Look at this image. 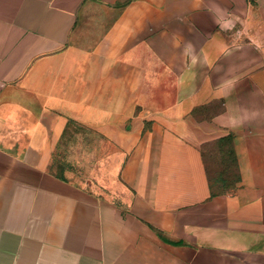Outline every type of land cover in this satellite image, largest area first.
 <instances>
[{"label":"crops","instance_id":"obj_1","mask_svg":"<svg viewBox=\"0 0 264 264\" xmlns=\"http://www.w3.org/2000/svg\"><path fill=\"white\" fill-rule=\"evenodd\" d=\"M76 125L110 194L50 168ZM0 264H264V0H0Z\"/></svg>","mask_w":264,"mask_h":264},{"label":"rangeland","instance_id":"obj_2","mask_svg":"<svg viewBox=\"0 0 264 264\" xmlns=\"http://www.w3.org/2000/svg\"><path fill=\"white\" fill-rule=\"evenodd\" d=\"M115 153V147L109 144L105 146L93 129L81 125L71 126L60 140L50 168L58 174L88 182L96 189L107 185L110 194V190L115 188L114 182L119 179L115 171L120 164V157ZM216 162L212 160L210 166L213 169Z\"/></svg>","mask_w":264,"mask_h":264},{"label":"trees","instance_id":"obj_3","mask_svg":"<svg viewBox=\"0 0 264 264\" xmlns=\"http://www.w3.org/2000/svg\"><path fill=\"white\" fill-rule=\"evenodd\" d=\"M232 137H226L217 144L218 155L215 168L209 167L212 189L226 192L234 189L240 179L236 156L232 152ZM216 147L213 148L215 150Z\"/></svg>","mask_w":264,"mask_h":264}]
</instances>
